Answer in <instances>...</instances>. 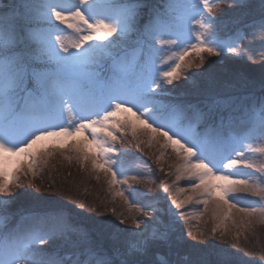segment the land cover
<instances>
[{
  "label": "snow or ice",
  "instance_id": "6c2138e0",
  "mask_svg": "<svg viewBox=\"0 0 264 264\" xmlns=\"http://www.w3.org/2000/svg\"><path fill=\"white\" fill-rule=\"evenodd\" d=\"M221 5L240 13L231 33L215 15ZM253 7V0H0V213L28 198L19 218L0 214V264H185L180 248L199 253L188 240L207 238L191 226L189 205L204 212L211 205L212 237L231 236L242 249L241 236L247 242L256 218L264 222V0L242 23ZM229 56L259 60V94L241 91L248 83L241 73L227 94L197 103L177 95L178 88L198 92L199 78ZM193 68L203 71L189 73ZM129 135L137 150L158 145L161 173L164 155L172 158L165 174L173 183L189 182L172 195L162 181L171 205L156 206L169 197L122 188L142 180L129 174L139 158L117 148ZM78 137L84 142L64 158L97 181L103 173L127 214L113 208L106 218V204L68 197L54 179L36 184L41 162L54 155L44 142L63 146ZM10 163L31 176L28 185L6 170ZM133 209L145 219L131 216L130 231ZM220 251L214 264H234V253ZM194 264L213 262L199 257Z\"/></svg>",
  "mask_w": 264,
  "mask_h": 264
},
{
  "label": "rangeland",
  "instance_id": "374dc122",
  "mask_svg": "<svg viewBox=\"0 0 264 264\" xmlns=\"http://www.w3.org/2000/svg\"><path fill=\"white\" fill-rule=\"evenodd\" d=\"M221 9V8H220ZM218 10L215 15L217 17L224 16L225 19V33H231V31H234L237 24L233 23V19L236 18V16H239L240 13L233 14L232 9H225ZM249 14L244 16L248 18H252L254 15V10L249 9ZM228 13L227 16H225V13ZM243 17V19H244ZM236 25V26H235ZM206 61H218L215 57H207L205 54ZM233 57H228L224 61H219L218 63H215L213 65V71L209 76L199 78L198 80V86L199 91L193 92L191 89L188 88H178L176 90L177 95L192 101L193 103L206 101L211 99L212 97L216 95H224L230 92V88H228L230 83H227L224 76L221 75L222 73H225L227 70H229V67H235L238 66L239 69H245L248 73L247 75L252 76L256 75V73H259L258 70L260 67L259 60L257 63H251V62H245V63H234ZM246 65V66H245ZM207 66V64L205 65ZM226 70V71H225ZM203 71V69H196L193 68L189 70V73L191 72H200ZM228 73V72H227ZM223 76V77H220ZM177 83L184 85V80L181 79L177 81ZM187 93V95H185ZM221 93V94H220ZM223 93V94H222ZM139 139H146V137H143L141 133H138ZM128 141L130 143H126L124 145H121L117 143V148H121L122 151H126L131 154V156L139 158L134 162V169L131 174L141 173L142 174V180L140 183L136 182H129V184H125L122 186L123 189H126L128 191L136 190L139 194H146L147 197H156L158 194L161 197H169L168 200L165 202L163 199L159 201V203L156 204L157 207H166L168 205H171V196L169 193H163L162 188L163 180H167L169 185H171V194L175 195V193L179 190L180 187L186 186L189 182L185 179L178 183H173L175 180L174 175H166L165 173L169 172V164H173L174 161L169 155H164L163 157V167L165 168V173H161L159 171V167L155 163V156L159 150L158 145L153 143L152 148H147L146 145L142 144L143 151L137 150L135 147V141L132 139L131 135L127 137ZM84 142V137H78L75 140L72 138H69L63 146H61L58 142H44L47 146V149L54 153V155L48 157L47 163L41 162L39 166L40 171V177L36 179V184H42L43 181L54 179L57 187L63 189L68 197L72 198H80L85 203H95L99 208H104L105 204L107 205V208L104 210L109 213V216L106 218H113L111 217V209L115 208L117 213H120L121 211H124L126 214L128 213V210L124 207V202L121 198L115 197L113 190H110L108 188V185L105 181L104 174L101 173V178L99 181L95 179V175L88 174L84 171H82L79 167V164L77 163L76 159L67 160L64 158L65 155L74 156L75 154L70 151L73 144L77 142ZM150 166V168L148 167ZM90 167V165H88ZM9 173L12 175H18L21 182L25 185H28L29 180L31 179V176L29 175L27 178L23 175V173L19 172L17 167L14 164H9L7 169ZM174 172V169H172ZM246 171H252L251 169H247ZM12 176L6 177V179L11 182ZM139 178V177H138ZM46 188V186H45ZM28 192L34 191L33 188L28 187L26 189ZM24 191V189L17 190V194L19 192ZM46 194H50L47 193ZM127 195V191H126ZM57 199H62V197L58 194ZM137 199L140 201V203H149L147 199H145V195H138ZM248 199H255L252 197H248ZM28 198L27 197H20L18 201L15 203H12L8 206H6L2 213L6 216H12L19 218V214L22 211H26L28 207ZM64 202H67L65 200ZM140 206L139 204L137 205ZM212 206H209V211L204 212L203 205H189L187 208L184 209L185 212L193 216V219L191 220V226L198 228L199 230L203 231L206 234V239L203 242L200 241H191L188 240L189 244H198L200 247V252L197 253L191 248L187 247H181L180 253L181 258L185 261V264H194V262L199 257H206L210 262H214L218 259H220L225 253H222L220 250H226L227 253H234L235 255L229 256V258L234 261V259L242 260L244 256L246 258L252 257L254 252V255L259 253V248L261 247V239L264 240V222L261 221L259 217L256 218V221L254 222L253 231L252 232H246L245 235L249 236V240L247 242L244 241V237L241 236L240 244L242 245V249H238L236 247H233V244L235 243L231 236L226 237H220L219 234L215 238L212 237V229L214 226H216L217 221L212 219ZM173 211H177L173 207ZM203 212V216L197 220L195 219V216L199 213ZM88 215H95L94 213L88 212ZM137 216L139 219L143 220L145 219L143 216H139L138 213L133 211L131 214H129V223L125 225L129 228L130 231H134L135 229L131 226L130 220L131 216ZM236 219H239V214L234 213L233 214ZM178 219V217H177ZM181 228L185 227L184 222L180 221ZM229 229L232 228V220L226 222ZM176 234H179V230H176ZM264 242V241H263ZM264 244V243H262ZM208 245H214L215 248H208ZM259 246V247H258ZM254 250V251H253ZM261 256H264V253L261 254Z\"/></svg>",
  "mask_w": 264,
  "mask_h": 264
},
{
  "label": "trees",
  "instance_id": "16d2710c",
  "mask_svg": "<svg viewBox=\"0 0 264 264\" xmlns=\"http://www.w3.org/2000/svg\"><path fill=\"white\" fill-rule=\"evenodd\" d=\"M256 4H257V0H253V6H254L253 10H254ZM225 7L228 9L227 5H221V9L220 10L225 9ZM252 18H248L247 19V17H244L242 23H248V22H250L252 20ZM239 26H241V25L236 26V28L239 27ZM215 58L219 60V58H217V57H215ZM246 71L247 70H245V69H239L238 66L229 67V70H227L225 73L221 72V75H223L224 77L221 76V75H220V77L225 78L226 79L225 81L227 83H230L229 85L235 83V84H237V87H239V77H240V74L243 73L244 75L247 76L248 83H247V87L241 89V91L242 92H255V93L259 94V92H260V74L256 73V75L249 76V75H247L248 73ZM263 241L264 240L261 239V242H260L261 247L259 248V253L254 255V252H252L253 253L252 257L246 258L244 256V258L242 260L234 259V264H264V259L261 258L262 257L261 254L264 253V244H262V243H264Z\"/></svg>",
  "mask_w": 264,
  "mask_h": 264
}]
</instances>
